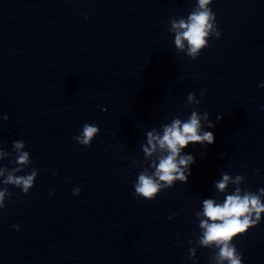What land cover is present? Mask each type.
Listing matches in <instances>:
<instances>
[{"label":"clouds","instance_id":"9594fccd","mask_svg":"<svg viewBox=\"0 0 264 264\" xmlns=\"http://www.w3.org/2000/svg\"><path fill=\"white\" fill-rule=\"evenodd\" d=\"M212 3L213 0H198L197 7L188 14L186 19L170 21V30L175 32L176 48L183 50L184 42L187 41V54L192 59H196L200 55L201 49L209 47L207 38L210 33H213V27L216 24L215 13L209 7ZM214 35L219 39L221 33L218 28ZM259 86L264 88V83ZM203 94L201 92L202 96ZM187 98L190 103L193 102L195 93H189ZM195 102L200 103V101ZM3 119L8 120L9 117L4 115ZM201 119L208 120V113L205 112L201 117L196 111H192L187 120L174 118L170 124L164 125L162 135L155 131L147 133V145L143 146L145 156L151 157L157 152L164 154L158 156V163L152 162L151 167L155 169L154 173L149 174L147 170L139 173L134 185L135 196L153 200L161 192V189L171 188L174 181L187 182L188 176L191 174L190 166L195 162V159L190 154L181 155L182 149L189 144L211 145L215 141L213 132L203 131ZM220 119L221 117L218 116L217 121ZM208 127L214 128L215 124L209 122ZM99 131L98 126L85 124L80 135L74 137V140L80 145L91 146L93 138ZM12 147L15 153L13 162L17 167L10 171L7 168H0V177H5L0 181L5 186L0 189V209L5 207V197L11 198L12 196L8 185L19 188L24 194H27L34 186L38 175L35 169L30 174L17 175L25 169V166L31 164L30 154L23 150L25 143L22 140L14 141ZM5 154L12 155L0 152V156ZM242 179H244L243 176H237L234 182L238 183ZM229 181V175L224 174L222 179L216 183V187L223 192ZM80 191V188L73 189V195L78 196ZM262 196H264V188L259 189L257 193L245 191L243 194H241V189L237 188L234 194L225 197L223 203H216L213 199L203 201V212L197 214L205 218L201 219L199 223L203 233L198 242L205 248L215 246L218 249L214 253L217 264H225V262L227 264H243L242 254L237 251L232 242L234 238L246 234L250 228L261 222V213H264ZM14 227L19 231L18 225ZM189 251V259H193L195 250L190 248Z\"/></svg>","mask_w":264,"mask_h":264}]
</instances>
